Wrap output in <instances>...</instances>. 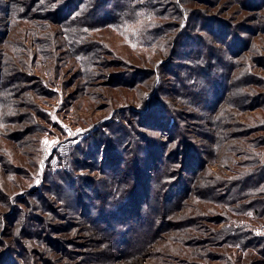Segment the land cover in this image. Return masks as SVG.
I'll return each instance as SVG.
<instances>
[{
	"label": "rangeland",
	"instance_id": "374dc122",
	"mask_svg": "<svg viewBox=\"0 0 264 264\" xmlns=\"http://www.w3.org/2000/svg\"><path fill=\"white\" fill-rule=\"evenodd\" d=\"M44 1L49 3L51 0H0V263L52 264L45 260V248H49L63 251L62 259L54 260L53 264H264V251L260 249V242L248 248L212 245L211 241L210 245L206 243L213 225L216 224V229L223 226L224 222L220 221L225 206L219 204L220 198L206 197L201 193L205 185L225 180L228 182L231 177L237 176L241 169L240 163L245 158L243 151L249 146L248 141L264 134V131L258 130L255 134L248 133L246 128L240 127L241 122L264 120V106L244 112L239 111L237 106L241 102V95L245 98L247 93L257 95L260 103H264V82L260 84V75L264 79V67L261 66L264 60L253 67L254 78L247 76L250 56L264 58L262 25L254 27L260 23L254 18L264 23V9L260 17H256L257 12L249 8L242 10L231 0H215L216 8L196 0H187L185 8L190 15L187 20L197 9H206L230 24L232 20L238 24L236 19H240V29L237 25L239 30L234 29V34L226 37V42L224 37V42L220 43L208 27L200 26L199 21L190 20L183 30H178L175 23H181L176 16L175 20L162 17L158 2L155 3V10H146L147 0H144V8L138 10L144 11L141 13L143 20L138 22L144 23V41H148L147 32L150 29H157L161 24L173 26L172 34L178 31L181 37L178 53L161 52L165 47V39L163 42L157 41L148 49L143 43L133 46L135 41L131 33L138 30L134 26L136 21L112 26L101 21L99 28L88 32L85 39L90 44L94 42L95 48L83 53L86 55L83 57L71 53L63 23L51 17L52 9ZM232 4V9L241 13L233 14L234 10H225ZM166 8L171 7L167 4ZM171 9L176 13V7ZM101 12L95 13L96 16H103ZM136 17L133 15L130 21ZM192 37L195 39L192 40ZM230 43L231 48L228 46ZM249 45L251 48L246 54L238 56ZM208 46L237 63L233 69V80L228 79H231L229 88L220 87L224 96L219 102L205 97L204 93L214 91L213 88H206L195 97V108L190 106L189 110L184 99L170 96L178 90L173 77L179 73L181 65L188 63L195 66L189 64L187 58L194 52V47L207 51ZM238 46L241 50L235 49ZM144 64L154 66L147 69L159 72V80L154 81L153 75L146 73L137 85H131L134 82L132 69L138 67L135 73L139 74L143 71L139 66ZM159 64L161 67L158 68ZM116 72H120L123 78L127 76L129 80L125 79L124 82L119 74H114ZM242 76L243 84L240 82ZM258 78L255 88L245 82L246 79L254 81ZM116 81L121 85L112 83ZM189 83L205 87L201 80L194 82L191 79ZM155 89L160 90L167 103L163 102L164 99L160 102L152 100L150 103L149 98L144 100L145 94ZM153 102L151 108H144L145 103L151 105ZM122 107L131 109L129 117L127 113H122ZM124 115L131 124H128V118ZM113 119L118 120L119 125H127L125 129L121 128L123 134L127 133L124 139H121L122 133L118 135L119 127L111 133V141H123L121 152L112 151L107 160L105 154L90 157L96 149V141L97 145L100 142L92 137L94 146L89 147V136L107 127ZM217 121L221 123L219 131L224 139L216 143L208 136L214 135V132H203L213 131ZM141 123H146L145 127ZM180 126L187 141L197 137L196 149L201 153L200 157L210 149L213 155L208 160L204 158L208 163L205 170L206 163L203 160L196 167L194 159H190L185 166H174L172 171L179 174L180 178L177 175L175 185L164 191L166 196L177 192L181 186L178 182L185 180L183 176H188V179L194 168L203 166L199 183L194 188V198L189 199L175 215L176 220L189 219L190 224L188 227L183 225L181 230L173 228L162 232L161 238L144 253V239L140 231L137 233L136 230L141 227L140 219L145 221L151 212L148 204L152 199L147 195L150 194L149 188L157 183L154 178H158L162 161H175L179 156L174 147L176 143L172 144V141H181ZM195 133L201 134L196 136ZM16 134H19L18 138H14ZM230 135L233 137L227 140ZM81 146L82 150L89 148L85 153L82 152L79 167L70 168L74 175H89L90 180L74 184L76 196L69 201L59 198L55 202L60 207L59 212H45L42 219L35 221V232L31 233L30 238H23L25 244L12 239L9 244H13V247L9 246V252H6L3 241L11 238L7 240L5 234L11 235L14 231L16 234L19 226L22 228L25 223H29L30 229L33 210L45 205V196L53 199L51 182L47 179L49 170L62 168L74 156L80 158L74 153ZM125 150H128L126 154ZM101 167L103 171L100 177L106 178L103 174L105 171L109 176L113 173L111 180L110 177L106 179L107 183L110 180L108 184L113 188L114 184H118V187L125 185L123 195L128 197L126 202L119 205L114 204L113 199L110 200L106 209L108 214L105 213L107 217L99 222L100 227L107 228L106 232L94 226L83 211L91 210L86 198L88 195L97 199L101 197L97 182H94L95 174L99 175V172L94 171ZM100 183L101 189H104L105 184ZM113 192L117 193L118 190ZM200 215L201 219L198 218ZM245 218L254 227L250 230L257 237L264 238V214L260 216L261 219ZM67 224L68 227L61 233H56ZM51 225V232L46 237L36 232L38 228H50ZM29 233L20 232L18 238L29 236ZM61 239H65L67 248L54 249L56 242L63 244Z\"/></svg>",
	"mask_w": 264,
	"mask_h": 264
},
{
	"label": "trees",
	"instance_id": "16d2710c",
	"mask_svg": "<svg viewBox=\"0 0 264 264\" xmlns=\"http://www.w3.org/2000/svg\"><path fill=\"white\" fill-rule=\"evenodd\" d=\"M43 0H38V2H42ZM136 1V2H135ZM200 4H210L213 5L214 8L217 6V2L215 0H196ZM235 5H238L240 8H249L254 10L258 13L256 17H260L261 11L264 9V0H231ZM133 2L134 5H133ZM157 3V6L160 7V12L162 14V17H166L169 20H175V16L178 18V22L181 23L178 25L175 23V26L178 30H183L186 24L190 23L188 21L194 20L199 21L200 26L202 28L208 27V30L210 32H213L215 37H217L220 43L226 42V37H229L234 34V29L239 30V24L240 19H236L238 24L235 23L234 20L232 24L229 22L216 17L213 15L212 12L206 11V9H197L194 12V15L191 17V19L187 20L189 18L188 11L186 10L185 6L187 3V0H150L146 1V10H155V3ZM44 4L50 5L52 11L50 13L51 17L56 21H61L63 23L65 34L67 36V44L71 50V53L77 55H81L85 57L83 53L89 50H93L95 48V43H88L85 39L90 29H97L101 25V21H104L107 25H121V24H130L135 22V27L138 28V30H133V33H131V37L134 39L135 43L133 46H139V44L143 43V46L146 45V49L150 48L151 46H154L157 41H162L165 39L164 49L161 50V52H164L165 54L171 53L172 51L175 53L179 52V47L181 45V37L179 36L178 31L173 33V26H164L161 24L159 28L157 29H150L148 34V41H144V27L143 24H138L139 21L143 20L141 13L138 10H141L144 8V0H51L49 3H46L44 1ZM167 4L169 7L173 8L176 7V10L174 13L173 9L166 8ZM225 4V3H224ZM232 4L230 7L225 9L228 12H231ZM153 6V7H152ZM208 6V5H207ZM45 9V7L43 8ZM100 10H102L101 15L103 16H96L95 13H98ZM47 12V11H46ZM66 12V13H65ZM140 13V15H138ZM212 13V15H211ZM241 13L239 11L234 10L233 14ZM49 14V12H48ZM152 15L153 13H149ZM133 15H137V17L130 21ZM26 16L27 13H26ZM182 21H180V20ZM258 20L260 23L259 25H255L254 27H261V32L264 33V23L258 19L254 18V20ZM151 21V17H150ZM149 21V24H150ZM222 24V26L220 25ZM238 25V28H237ZM150 26V25H149ZM142 27V28H140ZM143 31V32H142ZM254 32L255 29H254ZM218 33V34H217ZM236 33V32H235ZM172 34V35H170ZM183 37L185 35H182ZM147 39V37H146ZM195 37H192V40H194ZM132 41V40H131ZM228 43V40H227ZM201 45H204L202 43ZM240 44L239 46H241ZM142 46V47H143ZM206 46V45H205ZM230 48L232 44L228 45ZM239 46L235 49H240ZM246 47V46H245ZM207 48V47H206ZM251 48V45H249L245 50H241L238 56L245 55L247 50ZM188 54V53H187ZM234 55V54H233ZM189 64L192 63L195 65L194 67L191 65H181L179 67V73L174 74L175 80L178 84V90L174 93L175 98L184 99L185 103L188 105V109H190V106L195 108V102L196 96H199V93H203L206 88L214 89L213 93L208 91L204 94L205 97L209 96V98H214V102L217 103L219 100H221L224 96V94H221V88H229L230 87V80L232 79V76L234 75L233 69L237 66L235 62L232 61V58H229L224 53L222 55L215 52L214 47H209L206 50H200L196 49L194 47V52H192L190 55L187 56ZM249 60L251 62L247 63V67H249V71H247L249 74L248 77L254 78V74L252 73L253 67L257 66V64L264 60V58H260L258 56H250ZM202 62H204L202 64ZM132 64V63H130ZM161 64V63H160ZM160 64L157 66L158 68L161 67ZM164 64V62H163ZM139 66V65H136ZM264 67V62H262V65ZM143 71L139 74H136L135 71H138V67L132 69L131 77L134 79V82L131 84L133 86L137 85L139 83L138 81L143 78L146 73H149L150 75H153L154 81H158L159 72H156L155 69H147L149 67L147 64L140 65L139 66ZM156 67V66H155ZM258 68V67H256ZM114 74H119L122 79H124V82L128 79L127 76L122 77L120 72H116ZM130 77V78H131ZM256 77V75H255ZM227 78V80H226ZM231 78L230 80H228ZM126 79V80H125ZM193 79L194 82H199L200 80L204 82V86H197V85H191L189 83V80ZM204 79V81H203ZM13 80H16V78H13ZM129 80V79H128ZM233 80V79H232ZM225 81V82H223ZM244 78L242 76L241 83L243 84ZM259 81V78L256 80H249L246 79L245 82L247 84L251 85V87L255 88L257 86V82ZM264 82V79L260 75V84L262 85ZM115 84H118V86L121 85L120 82H112ZM0 84H1V77H0ZM210 86V87H209ZM160 87H157V89ZM220 88V89H219ZM155 89L153 92L149 91L145 94L144 100L148 99V102L150 103L152 100L156 102H160L162 99H164V103H167V99L164 98V95L160 93V90ZM169 96V97H170ZM257 95H246L244 98L243 95H241V102L239 101L237 106L239 111L244 112L246 110H250L251 108L257 109L260 108V106H264V103H260L261 100L257 98ZM1 99V97H0ZM166 100V101H165ZM264 100V99H263ZM262 100V101H263ZM146 104V103H145ZM144 108H151L154 105V102L151 105H145ZM159 106V105H158ZM200 104L198 105V107ZM196 107L197 109H199ZM122 113L128 115L129 117V110L126 107H122ZM142 109H140L141 112ZM133 112V111H132ZM127 117L126 115H124ZM127 117V118H128ZM117 119V118H116ZM113 119L110 121V124L107 125L104 129H101L94 134H91L87 140V143L90 144L89 147L94 146L95 140H98L100 144L97 145L96 141V149L93 151L89 156L97 157V155H106V160L110 153L113 151L114 153L121 150V147L123 146V141H111V133L115 128H120L119 133L122 135L121 139H124L127 136V133L122 132V129H125L127 125L124 123H121L119 125V121ZM131 121L128 118V124ZM240 123V122H239ZM256 124V125H255ZM146 123H141L142 127H145ZM246 128L248 133L253 134L257 133L256 131H264V120H258L255 123H246L241 122L240 127ZM148 127V125H147ZM219 127H221V123L219 121L215 122L213 131H207L203 133H213L214 135H208L213 141H216V143L224 138L221 137V132L219 131ZM108 128V130H107ZM144 128H142L143 130ZM180 133L182 135V139L179 142H176V139L172 141V144H175V148L179 153V156L175 158L176 160H167L164 159L162 161V169L159 170L158 178H154V180H157L156 187L152 185L151 188H149V195L150 196V202H146L151 212L148 213L146 216L145 221L140 219V226L136 232L138 233L140 231L141 237L144 239L143 242V248L144 253L148 248H150L154 242H157L161 238L162 232H166L168 230H172L173 228L176 230H181V227L185 225L186 227L189 226L190 221L189 219H186L184 221H178L175 219V215L182 209L186 204L187 201L191 198H194L195 192L194 188L197 186L200 180V174L203 171V166L199 168H194L187 179L188 176L184 177L185 180L183 182H178L181 186L178 187L177 192L173 195L166 196L164 194V191H166L167 188L175 185V178L179 174L174 173L175 165L181 164L182 166L187 165L190 162V159H194L193 162H195L196 167L198 164H201L200 160H203L204 164L207 160L213 155L212 149L208 150L206 153H204L201 157V153L196 149V138L194 140L187 141L184 139L185 133L181 131V126L179 127ZM114 133V132H113ZM202 133V132H201ZM201 133H195L196 136H198ZM198 134V135H197ZM142 135V134H141ZM19 134H16L14 138H18ZM96 137V139L92 142L91 138ZM226 137V136H225ZM233 136H228L227 140H229ZM176 138V137H175ZM248 140L246 139V142ZM252 142V143H251ZM249 146L247 147V150L243 151V154L245 158L241 161V169L240 173L235 176L231 177V179L227 182H216L213 184L205 185L201 189V193L208 197H212L214 199H219V204H222L225 206V209L223 211V217L220 222H224L223 226L219 229H216L213 225L211 229V236L207 238L206 243L210 245V241L213 244H225L229 247H238V248H248L250 245L255 246L258 242H260V249L264 251V238L257 237L254 232L251 229H254V227L250 226L248 222L246 221L245 217H255L256 219H261L260 216L264 214V134L259 135L258 137L254 138L253 141H248ZM82 150V146L75 149L74 155H77L78 157L81 156L82 152H86L87 149ZM142 146L140 145V149ZM128 150H125V154ZM121 152V151H120ZM195 152V153H194ZM216 155V154H215ZM88 157V158H90ZM81 160L80 158H76L75 156L71 159L67 160V165H63L62 168L58 169H50L47 175L48 181H50V193H53L51 199L50 197H46L44 200L45 205H42V207H39L36 210H33V213L31 215V221L32 224H30V229L27 224L23 225L21 228L19 226V231L15 234V231L11 235L5 234V238L8 241H3L5 245V251L9 252L7 250L10 247H13V244L10 245L9 241L11 242L12 239L18 241L20 244H25V241H23V238H30L31 233L35 232L33 225L35 224V221L37 219H42L44 217V213H57L59 212L60 207L56 205V201L58 199H63L64 201H69L71 197L74 195L76 196V190L74 187V184L79 183L82 180H90L89 175H83L78 176L74 175L71 171L72 167L74 169L79 167V162ZM99 161V160H98ZM97 161V162H98ZM200 161V163H199ZM89 163V162H83ZM193 164V163H192ZM208 165L204 166L205 167ZM67 168L69 170H67ZM103 171L102 167L95 169L94 172H99V175H96L95 173V180L94 182H97L98 189L100 190L101 197L99 199L88 195L86 198L90 204L91 210L88 212L86 210H83L84 213H86L90 220H92V223L94 226L96 225L98 229L102 231H107V228L100 227L99 222H103V218H106L107 211L106 209L110 205V200L113 199V203L116 205L122 204L123 202H126L128 197L125 194L124 190L126 187L125 185H121L118 187V184H114V188L111 184H108L111 180V176L113 173L108 175V173L105 171L103 174L106 176L100 177L101 172ZM110 177L109 182L107 183L106 179ZM117 181V180H116ZM100 182H103L105 184V188L101 189ZM113 190H118L117 193H114ZM223 190V191H219ZM168 191V190H167ZM218 194H216V193ZM217 195V196H215ZM13 200V199H12ZM107 201V202H106ZM261 207V210H260ZM89 208V209H90ZM95 211V213H93ZM36 212V213H35ZM37 212H43L42 214H39ZM92 212V213H91ZM143 213V212H141ZM108 214V213H107ZM142 218V217H141ZM201 219V215L198 217ZM101 220V221H100ZM206 220V219H203ZM70 224V223H69ZM67 224L63 229L57 230L56 233H61L66 227H68ZM17 226V223L15 224ZM52 225L50 228L48 227H41L36 230V232L39 235H44L46 237L47 234L51 232ZM11 232V231H10ZM20 232L23 233H29V236H22L19 237ZM34 237H36L34 233ZM51 237V236H50ZM49 237V238H50ZM63 244L61 245L59 242H56L58 245H53L54 249H61L65 250L64 248H67V245L64 244V240L61 239ZM68 243H73L68 242ZM47 246V245H46ZM57 246V248L55 247ZM149 250V249H148ZM147 250V251H148ZM45 260L52 262L54 260H61V255H63V251H53L52 249L45 248ZM5 254V252L3 253ZM1 264V263H0ZM50 264V263H46Z\"/></svg>",
	"mask_w": 264,
	"mask_h": 264
}]
</instances>
